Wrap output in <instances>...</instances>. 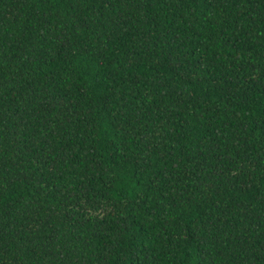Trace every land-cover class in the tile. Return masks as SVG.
I'll list each match as a JSON object with an SVG mask.
<instances>
[{"label":"trees","instance_id":"obj_1","mask_svg":"<svg viewBox=\"0 0 264 264\" xmlns=\"http://www.w3.org/2000/svg\"><path fill=\"white\" fill-rule=\"evenodd\" d=\"M0 264H264V0H0Z\"/></svg>","mask_w":264,"mask_h":264}]
</instances>
